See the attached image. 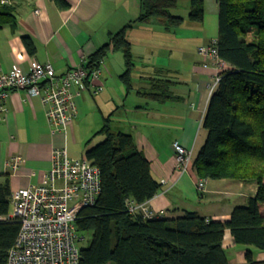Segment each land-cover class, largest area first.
I'll use <instances>...</instances> for the list:
<instances>
[{"label": "crops", "instance_id": "obj_1", "mask_svg": "<svg viewBox=\"0 0 264 264\" xmlns=\"http://www.w3.org/2000/svg\"><path fill=\"white\" fill-rule=\"evenodd\" d=\"M180 1L189 11V0H175L176 7L171 13L183 17L177 11ZM67 2L69 8L58 9L53 0H12L15 26L4 25L0 29V70L5 72L18 67L27 72L29 64L35 61L48 62L56 74H63L108 43L121 27L130 25L125 32L132 53L130 89L119 77L125 69L123 54L110 49L99 64L102 91L97 95L84 92L80 96L77 118L65 132L51 131L38 97L29 98L23 90L8 92L4 103L6 113L0 121V185L6 184L11 192L40 184L55 149L65 146L70 157L84 156L93 145V136L99 135L96 132L108 118L111 132L132 135L135 147L149 162L151 176L160 184L156 194L147 200L151 212L174 219L194 211L210 221L227 220L235 206L245 205L247 198L254 197L257 185L229 179L209 180L205 191L197 192L195 173L192 168L185 173L179 171L172 147V142L177 141L183 148H192L194 156L205 139L201 119L210 94L209 84L217 74L211 61H203L196 54L198 59L192 57L189 63L183 51L179 47L175 49L177 43H174L175 48L172 44L167 47L165 37L169 36L171 43L176 42L180 25L166 27L157 19L135 22L140 12L139 0ZM202 3L208 13L203 14L198 25L202 33L200 39L197 37L200 41L197 48L217 40V2L202 0ZM212 10L214 15L210 14ZM22 35L30 37L35 48L33 54L26 52ZM158 79L169 82L167 91L162 84L155 83ZM130 92L132 102L126 104ZM156 92L172 97L157 101ZM88 95L101 121L97 123L100 128L83 146V138H77L75 133L82 126ZM70 138L78 144V150L69 148ZM13 157L20 158L16 170L8 164ZM222 248L230 264H246L247 248L253 252L256 262L264 260V251L234 243L228 229L224 230Z\"/></svg>", "mask_w": 264, "mask_h": 264}, {"label": "trees", "instance_id": "obj_2", "mask_svg": "<svg viewBox=\"0 0 264 264\" xmlns=\"http://www.w3.org/2000/svg\"><path fill=\"white\" fill-rule=\"evenodd\" d=\"M58 9H67V0H53ZM219 58L229 65L209 94L201 126L206 132L197 149L191 168L198 178L229 179L257 185L254 197L235 206L227 220H208L194 211L174 219L153 215L152 218L128 214L124 202L140 204L151 199L160 184L151 176L149 162L135 147L129 133L111 132L108 118L96 134L102 141L84 153L101 172V190L93 206L83 207L75 223L78 241L87 236V244L79 246L77 264H230L222 248L224 230L233 242L264 251V0H216ZM12 3V0H11ZM0 4V29L15 26L12 4ZM187 19L202 22V0H189ZM140 12L135 22L159 20L166 27H178L182 16L171 11L175 0H139ZM125 25L112 34L108 43L88 57L94 68L110 50L123 54L125 69L120 79L130 89L133 68L130 43L125 38ZM21 42L29 54L34 45L27 35ZM164 91L167 81L157 80ZM161 87V86H158ZM157 101L170 99L168 93L156 92ZM89 144V142L87 143ZM10 191L0 185V264L19 228L9 216ZM77 241V242H78ZM246 264L256 262L247 248Z\"/></svg>", "mask_w": 264, "mask_h": 264}, {"label": "built area", "instance_id": "obj_3", "mask_svg": "<svg viewBox=\"0 0 264 264\" xmlns=\"http://www.w3.org/2000/svg\"><path fill=\"white\" fill-rule=\"evenodd\" d=\"M10 3L11 0H0V4ZM215 42L196 49L199 57L211 61L216 69L210 93L220 75L229 69L219 58ZM87 61L82 58L60 75L48 62L32 61L27 72L18 67L0 70V121L6 113L8 92L23 90L27 97L39 98L51 131L65 132L77 118L80 96L84 92L97 95L102 91L100 66L86 67ZM172 145L177 168L181 173L189 171L194 159L192 148H183L177 141ZM19 162V157H13L8 164L16 170ZM100 181L99 168L84 156L70 157L65 146L55 149L40 184L10 192L8 217L15 218L19 228L5 264H77L80 255L75 223L83 207L93 206L101 190ZM207 181L198 178L195 190L205 191ZM124 206L128 214L146 218L155 215L147 201L138 204L127 199Z\"/></svg>", "mask_w": 264, "mask_h": 264}, {"label": "rangeland", "instance_id": "obj_4", "mask_svg": "<svg viewBox=\"0 0 264 264\" xmlns=\"http://www.w3.org/2000/svg\"><path fill=\"white\" fill-rule=\"evenodd\" d=\"M203 10H204V12H203L204 15L208 13V11L205 12L204 7H203ZM177 11H180L181 15H183V17H184L183 22L180 24L179 29L176 32L178 34L176 37L177 41L176 42L174 41L173 43H171V41L168 40L169 39V36H168V38L165 37V40H166L165 42H167V47H168V44H172V46L174 48H175L174 43H177L175 49H177L179 47L183 51V55H184L185 60H186V58H188V62L191 63L192 57H193V59H196V58L198 59V57H199L195 48H197L196 46L198 44H200V41H197V40H199L201 38L200 34L202 33V30H200L198 27V25L200 24L199 22H194V21L190 22L187 19L188 10H186L183 7L182 1H180ZM210 14H213V10L210 11ZM190 25H193V26L195 25L194 27H196V29L194 27H190ZM197 37L199 39H197ZM203 45H207V44H203ZM116 52L118 53V51H116ZM118 54H120V53H118ZM196 54L198 57L196 56ZM167 57H169V51H168ZM167 59H169V58H167ZM101 62H100V64H101ZM187 67L188 66L186 65L185 68H187ZM185 71L187 72L188 69H186ZM212 82L210 84H212ZM132 94L133 93L130 92V94L127 95L126 104H130L132 102V97H133ZM85 98L87 99V101H86V105H84V109H83V120H82V124H81L82 126L79 129L78 133H75V136L77 138H79V139L83 138V139H81V140H83V142H81V144L83 146L85 144L84 143L85 140H88L91 137V135L100 128V126H98L97 123H99V121H101L100 113L98 111H96V106H95L94 101H92V98L89 95L85 96ZM120 119L124 120L125 117H121ZM92 139H93L92 143L96 144L102 139V136L94 135ZM68 145H69L70 149L78 150L77 149L78 144L76 142L74 143L72 138L69 139ZM80 154L81 153L77 154V157H79ZM87 243H88L87 242V236H85V237H83V239H81L80 241L77 242V245L79 247V246L86 245Z\"/></svg>", "mask_w": 264, "mask_h": 264}]
</instances>
